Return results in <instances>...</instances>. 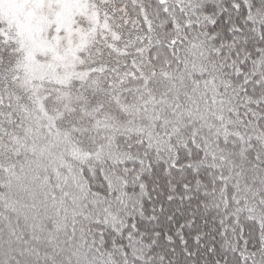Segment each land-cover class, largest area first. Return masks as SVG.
<instances>
[{"label": "snow or ice", "instance_id": "snow-or-ice-1", "mask_svg": "<svg viewBox=\"0 0 264 264\" xmlns=\"http://www.w3.org/2000/svg\"><path fill=\"white\" fill-rule=\"evenodd\" d=\"M0 264H264V0H0Z\"/></svg>", "mask_w": 264, "mask_h": 264}]
</instances>
